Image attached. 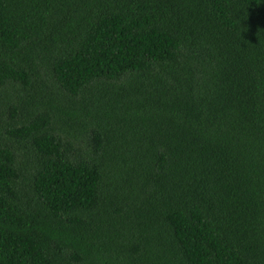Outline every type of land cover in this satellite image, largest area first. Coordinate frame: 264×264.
Here are the masks:
<instances>
[{"label":"trees","instance_id":"obj_1","mask_svg":"<svg viewBox=\"0 0 264 264\" xmlns=\"http://www.w3.org/2000/svg\"><path fill=\"white\" fill-rule=\"evenodd\" d=\"M0 264H264V0H0Z\"/></svg>","mask_w":264,"mask_h":264}]
</instances>
